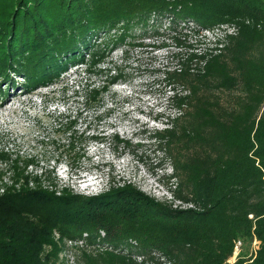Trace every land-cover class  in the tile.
<instances>
[{"label":"trees","instance_id":"obj_1","mask_svg":"<svg viewBox=\"0 0 264 264\" xmlns=\"http://www.w3.org/2000/svg\"><path fill=\"white\" fill-rule=\"evenodd\" d=\"M151 10L169 17V38L179 48L175 66L162 74L179 115L148 140L173 157L174 173L166 178L172 200L192 208L174 209L132 183L88 197L68 189L58 196L30 187L23 172L33 161L21 169L17 161L13 181L23 184L0 193V264H52L54 234L74 241L86 233L93 243L100 231L101 241L120 252L83 255L84 264H141L136 256L154 261V252L173 264H227L236 240L243 248L234 264H264V0H0V81L17 74L27 90L48 86L84 62L82 47L95 56V34ZM189 21L194 27L181 25ZM221 25L236 32L218 41L220 48L197 49L188 41L197 29ZM107 90L93 89L89 98ZM171 179H177L174 189ZM254 238L258 249L248 257Z\"/></svg>","mask_w":264,"mask_h":264},{"label":"rangeland","instance_id":"obj_2","mask_svg":"<svg viewBox=\"0 0 264 264\" xmlns=\"http://www.w3.org/2000/svg\"><path fill=\"white\" fill-rule=\"evenodd\" d=\"M153 13L151 10L146 14L151 16H139L129 24L122 21L110 33L95 34L90 40L98 50L95 56L82 47L84 62L70 65L48 86L27 90L25 78L17 74L7 83L0 81V153L8 157L0 159V193L23 184L22 180L13 181V165L18 161L21 169L25 160L32 159L33 164L23 172L30 176L28 185L58 196L68 189L88 197L106 192L110 186L132 183L157 201L171 199L166 178L174 173L173 157L151 146L148 136L171 127L172 119L179 115L167 97L171 93L162 75L175 66L174 53L179 48L165 33L168 27L161 17H152ZM120 34L128 36L123 43H116ZM203 37L189 35L188 41L204 49L212 39ZM106 85L108 90L100 92L97 100L89 98L93 89ZM115 136L132 147L117 146ZM142 154L149 160L140 161ZM157 163L162 166L153 169ZM34 177H38L37 183ZM170 181L174 189L177 179ZM54 238L58 250L52 264H84L83 255L109 252L60 241L57 234ZM103 243L113 250L106 241L99 245ZM250 250L251 245L248 253Z\"/></svg>","mask_w":264,"mask_h":264},{"label":"built area","instance_id":"obj_3","mask_svg":"<svg viewBox=\"0 0 264 264\" xmlns=\"http://www.w3.org/2000/svg\"><path fill=\"white\" fill-rule=\"evenodd\" d=\"M152 17H155V13H153ZM161 22H163L164 26H167L168 28L165 30V33L169 34L168 30H169V17H167L166 15H164L163 18H161ZM182 26H192L194 27L195 23L193 22H187L182 23ZM196 27V26H195ZM197 29V28H196ZM198 34H192L194 36V38L196 37H200L201 40L202 38H204L203 36H210V38L212 39V43L209 42L208 46L206 48H210V47H221V44H217L218 41H223L225 38V35H229V34H235L236 30L234 27L231 26H227V25H221L219 27H215L213 29H197ZM162 32V31H161ZM159 33V31H158ZM203 35V36H202ZM156 36V35H155ZM153 37V36H151ZM150 37V38H151ZM211 45V46H209ZM72 68H69L68 70H71ZM74 72V71H73ZM72 73V72H71ZM71 75H69L68 77H70ZM169 203L173 202V208L174 209H189L192 208L191 204H185L182 203L180 201H173L172 198L168 200ZM87 234H83L81 238H78L77 240L71 241L68 240L69 242H74V243H80L83 245H86L87 249H93L94 247H101L102 249H109V251H113L111 247H108L107 245H99V241L90 243L86 241L87 238ZM104 237V233L102 231L99 232V239ZM132 245H134V242H130ZM258 241L254 238L252 243H251V250L248 253V257L255 255L256 250L258 249ZM242 248H243V242L241 240H236L234 241L233 244V252L232 255L226 260L227 264H234L236 262V260L238 259V257L240 256V253L242 252ZM115 253L120 252L119 249L114 250ZM126 252V251H123ZM152 258H154V261H149L148 259L146 260L145 257L143 256H136L134 258V260L137 263H141V264H173L165 255L158 253V252H154L151 254Z\"/></svg>","mask_w":264,"mask_h":264},{"label":"bare ground","instance_id":"obj_4","mask_svg":"<svg viewBox=\"0 0 264 264\" xmlns=\"http://www.w3.org/2000/svg\"><path fill=\"white\" fill-rule=\"evenodd\" d=\"M103 245H104V243H103ZM114 250H115V249H114ZM114 250H113V251H114Z\"/></svg>","mask_w":264,"mask_h":264}]
</instances>
